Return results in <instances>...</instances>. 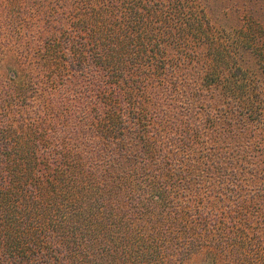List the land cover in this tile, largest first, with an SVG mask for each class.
<instances>
[{
	"label": "trees",
	"instance_id": "1",
	"mask_svg": "<svg viewBox=\"0 0 264 264\" xmlns=\"http://www.w3.org/2000/svg\"><path fill=\"white\" fill-rule=\"evenodd\" d=\"M233 4L0 0V264H264V53Z\"/></svg>",
	"mask_w": 264,
	"mask_h": 264
},
{
	"label": "rangeland",
	"instance_id": "2",
	"mask_svg": "<svg viewBox=\"0 0 264 264\" xmlns=\"http://www.w3.org/2000/svg\"><path fill=\"white\" fill-rule=\"evenodd\" d=\"M227 2L232 5V3H238L241 9V16L238 21L244 28L247 35L254 33L258 39L257 49L263 54L264 53V0H227ZM233 4V5H234ZM239 16V14H238ZM235 15L231 14L228 17L230 23L234 25ZM253 26V27H251ZM234 29V28H233ZM250 45L248 44V47ZM194 264V263H193Z\"/></svg>",
	"mask_w": 264,
	"mask_h": 264
}]
</instances>
